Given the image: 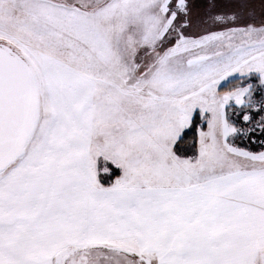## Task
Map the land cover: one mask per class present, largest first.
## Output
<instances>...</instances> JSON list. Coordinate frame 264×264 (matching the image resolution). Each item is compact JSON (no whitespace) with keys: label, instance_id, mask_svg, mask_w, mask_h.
Wrapping results in <instances>:
<instances>
[{"label":"snow or ice","instance_id":"obj_1","mask_svg":"<svg viewBox=\"0 0 264 264\" xmlns=\"http://www.w3.org/2000/svg\"><path fill=\"white\" fill-rule=\"evenodd\" d=\"M0 264H264V0H0Z\"/></svg>","mask_w":264,"mask_h":264}]
</instances>
